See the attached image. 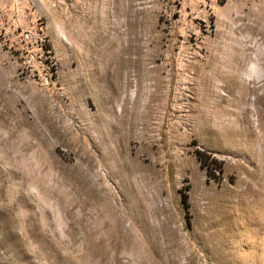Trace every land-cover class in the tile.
<instances>
[{
    "label": "rangeland",
    "instance_id": "1",
    "mask_svg": "<svg viewBox=\"0 0 264 264\" xmlns=\"http://www.w3.org/2000/svg\"><path fill=\"white\" fill-rule=\"evenodd\" d=\"M2 3L0 264H264V0Z\"/></svg>",
    "mask_w": 264,
    "mask_h": 264
},
{
    "label": "trees",
    "instance_id": "2",
    "mask_svg": "<svg viewBox=\"0 0 264 264\" xmlns=\"http://www.w3.org/2000/svg\"><path fill=\"white\" fill-rule=\"evenodd\" d=\"M197 159L200 162L201 166H203L206 170V174L209 178H214L213 170H218L219 173L221 172V161L217 160L214 157H211L210 154L204 151H197L196 152ZM187 194L182 193L181 200L183 203L186 204Z\"/></svg>",
    "mask_w": 264,
    "mask_h": 264
},
{
    "label": "built area",
    "instance_id": "3",
    "mask_svg": "<svg viewBox=\"0 0 264 264\" xmlns=\"http://www.w3.org/2000/svg\"><path fill=\"white\" fill-rule=\"evenodd\" d=\"M3 0H0V10L5 9L6 4L2 3Z\"/></svg>",
    "mask_w": 264,
    "mask_h": 264
}]
</instances>
